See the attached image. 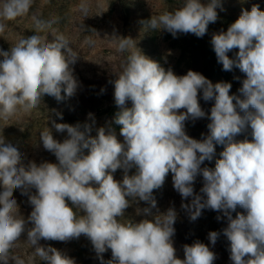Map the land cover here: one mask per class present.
I'll return each instance as SVG.
<instances>
[{
	"label": "clouds",
	"instance_id": "1",
	"mask_svg": "<svg viewBox=\"0 0 264 264\" xmlns=\"http://www.w3.org/2000/svg\"><path fill=\"white\" fill-rule=\"evenodd\" d=\"M32 6L33 0H3L0 33L5 31V21L28 15ZM218 8H222L221 0H184L178 9L152 16L145 25L173 37L178 33L203 37L208 25L217 21ZM79 9L87 17L86 0H81ZM32 19L36 32L55 23L35 13ZM114 37L118 51L129 52L122 70L110 81L118 108L113 122L120 126L124 143L103 127L93 136L91 124L53 120L56 132L67 136L61 142L50 128L41 131L43 148L58 163L38 165L25 164L17 147L0 138V264H25L11 255L24 233L43 264L75 262L41 245V240L67 241L81 235L91 241L101 264L108 249L112 259L107 264H213L215 253L199 241L184 245V258H178L172 239L176 211L151 212L157 206L153 191L163 186L169 172L182 200L191 197L190 203L181 206L192 221L204 209L226 218L222 232L229 241L232 264H264V11L258 5L242 10L226 31L211 38L223 70L236 68L245 74L240 95H230V83L213 84L192 70L178 76L142 54L131 38ZM85 42L95 43L91 38ZM70 45L63 34L51 40L35 34L7 51L0 49V120L7 121L18 111L30 112L45 94L57 101L64 98L62 91L68 97L74 95L78 82L71 65L79 54ZM234 49L238 51L230 58L228 53ZM201 91L204 101L214 100L210 115L199 103ZM56 115L62 119L60 113ZM206 116L209 131L203 139L186 134V121ZM249 127L251 140L235 139ZM216 145H223V151L214 169L201 167L213 159ZM118 169L123 171L120 181L113 175ZM132 169L135 172L130 175ZM197 176L203 178L199 194L193 187ZM17 189L32 206L27 219L13 198ZM137 201L150 205L142 213L151 219L121 223L117 218ZM238 206L246 214L237 212L233 218ZM219 235L208 233L212 245Z\"/></svg>",
	"mask_w": 264,
	"mask_h": 264
},
{
	"label": "rangeland",
	"instance_id": "2",
	"mask_svg": "<svg viewBox=\"0 0 264 264\" xmlns=\"http://www.w3.org/2000/svg\"><path fill=\"white\" fill-rule=\"evenodd\" d=\"M86 2L89 7L87 17L79 9L81 0H33L28 15L4 22L5 31L0 33V49L4 51L9 50L19 40L35 34L44 40H51L54 35L63 34L73 50L79 54L76 63L71 65L73 76L78 82L73 96L68 97L62 91L61 95L64 98L57 101L45 94L40 104L30 112L18 111L7 121L0 120V138L17 147L25 164L30 161L38 165L45 161L58 163L55 155L45 150L40 140L41 131L47 127L51 129L55 139L62 142L66 138V132L58 133L52 127L53 120L56 123L72 125L91 124L93 136L97 134L98 128L103 127L106 132L114 131L118 141L124 143V138L120 135V126L113 122L118 108L114 101V85L110 81L115 80V74L118 75L122 70L129 52L118 51V38L114 36L131 38L142 54L158 62L165 70L171 69L178 76L192 70L202 74L213 84L230 83L232 85L230 95H240L238 89L242 87L245 74L236 68L232 71L223 70L222 63L218 62L213 50L211 38L214 33L226 31L240 16L242 10L250 11L253 5H258L260 10L264 11V0H221L222 8L217 9L218 19L208 25L207 33L203 37L191 33H178L173 37L167 31L151 30L146 27L145 22L152 16L174 11L183 5L184 0H86ZM0 3H3V0H0ZM33 13L44 21L54 20L55 23L50 28L36 32ZM89 38L95 41L94 45L85 42ZM236 51L238 50L234 49L229 52V57H234ZM198 99L202 109L210 115L214 100L204 101L202 91ZM128 106L131 107L130 101ZM56 113H60L62 119ZM89 113L92 114L91 118ZM209 123L207 116L196 120L189 119L185 122L186 134L193 139L201 140L208 134ZM245 138L249 140L252 138L250 127L235 139ZM222 151L223 145H216L213 159L206 160L201 167L214 169L215 161L220 158ZM134 172L135 169H132L129 174L132 175ZM113 175L114 179L120 181L123 178V171L118 169ZM193 187L195 193L199 194L203 187L202 176H197ZM32 193H35V189H32ZM153 196L157 202L156 208L151 209L153 215L157 212L164 213L169 208H174L177 213L175 235L172 239L178 258H184V245L199 241L215 253L216 259L213 264H232L229 241L222 232L227 226V220L222 213L204 209L201 216L192 221L187 210L181 206L182 203H190L191 197L182 200L173 187L171 172L163 186L153 191ZM13 198L17 201L20 215L27 219L32 211L28 196L22 195L17 189L13 193ZM149 207L150 205L144 201L132 202L125 209L124 216L117 219H120L121 223L151 219L142 213L144 208ZM237 212L246 214L245 210L238 206L236 212L232 213L233 218ZM80 214L83 215L82 212ZM218 216L221 219L218 220ZM211 231L220 233L215 245L208 239V233ZM26 239L27 234H22L11 250V255L24 260L25 264H43L39 257L34 256V249ZM40 244L59 250L75 264H101L91 241L84 235L67 241L41 240ZM102 255L107 264V261L112 259L111 249ZM10 264L14 262L10 261Z\"/></svg>",
	"mask_w": 264,
	"mask_h": 264
}]
</instances>
